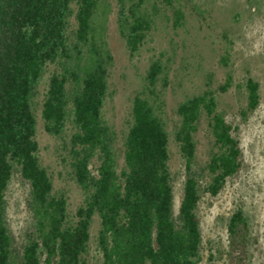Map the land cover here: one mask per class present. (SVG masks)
I'll use <instances>...</instances> for the list:
<instances>
[{
	"label": "trees",
	"instance_id": "trees-1",
	"mask_svg": "<svg viewBox=\"0 0 264 264\" xmlns=\"http://www.w3.org/2000/svg\"><path fill=\"white\" fill-rule=\"evenodd\" d=\"M115 1L119 35L134 57L155 26L151 0ZM98 7L99 0H0V264H85L95 216L100 219L102 264H200L199 203L203 193L218 196L241 170L240 126L218 111L210 90L178 104L172 133L185 161L186 181L175 218L168 164L171 133L143 94L132 102L120 164L116 134L104 115L113 57L94 41ZM174 15L179 19L181 11ZM49 65L59 71L49 77L41 117L45 131L56 138L72 127L70 166L85 194L73 219L67 196L54 191L40 162L36 140L38 88ZM164 70L160 58L152 60L149 86L156 87ZM233 85L228 72L218 91L226 93ZM241 87L246 94L241 115L247 120L260 105V83L248 77ZM203 117L213 137L205 187L196 168V135ZM16 173L30 185L33 217L21 251L6 217L5 194ZM227 231L231 263L247 264L253 242L243 208L232 213Z\"/></svg>",
	"mask_w": 264,
	"mask_h": 264
},
{
	"label": "rangeland",
	"instance_id": "rangeland-1",
	"mask_svg": "<svg viewBox=\"0 0 264 264\" xmlns=\"http://www.w3.org/2000/svg\"><path fill=\"white\" fill-rule=\"evenodd\" d=\"M148 7L155 17V26L134 57H130L119 35L116 1L99 0L94 17L95 44L110 50L113 57L104 115L116 134L120 164L132 102L135 95L143 94L159 109L171 133L168 164L176 218L186 181L185 161L172 133L178 123L176 108L188 97L208 90L215 92L218 111L229 123L240 126L237 137L243 166L218 196L202 194L198 208L202 232L200 264H232L228 256L227 224L239 207L249 217L253 242L247 264H264V0H151ZM174 10L181 11L179 19ZM71 26L72 32L74 19ZM157 58L162 60L165 70L156 87H151L146 76L152 60ZM58 71L57 66L49 65L38 88L36 140L40 162L52 179L54 191L67 196L68 215L73 219L84 203L85 194L70 166L72 127H67L62 138H56L45 131L41 117L49 77ZM228 72L233 75L234 85L221 93L218 87L225 83ZM248 77L260 83L261 101L257 110L244 120L241 111L246 106V94L241 86ZM196 141V168L205 187L209 180L206 165L213 144L205 117L200 121ZM30 192L29 183L16 173L5 194L7 224L18 251L23 248L26 233L33 229L28 206ZM99 229L100 219L95 216L85 264H102L97 247Z\"/></svg>",
	"mask_w": 264,
	"mask_h": 264
}]
</instances>
